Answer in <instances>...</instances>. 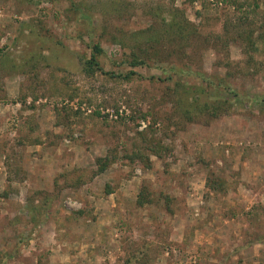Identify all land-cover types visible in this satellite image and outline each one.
<instances>
[{"label": "rangeland", "instance_id": "374dc122", "mask_svg": "<svg viewBox=\"0 0 264 264\" xmlns=\"http://www.w3.org/2000/svg\"><path fill=\"white\" fill-rule=\"evenodd\" d=\"M211 1L0 0V264H264V0ZM182 11L188 53L125 63L117 41Z\"/></svg>", "mask_w": 264, "mask_h": 264}, {"label": "trees", "instance_id": "16d2710c", "mask_svg": "<svg viewBox=\"0 0 264 264\" xmlns=\"http://www.w3.org/2000/svg\"><path fill=\"white\" fill-rule=\"evenodd\" d=\"M212 2V1H211ZM218 4V3H217ZM259 2L256 3V7H259ZM171 16L170 18L168 16ZM167 17L157 18L151 26L140 29L139 31H135L131 35L130 42H127L125 40L117 41L118 44L124 48L126 51V59L125 63L129 65L130 67H149V66H156L158 68H163V64L171 57L178 58L179 56H183L186 53H188L189 48H191L192 44L196 42L201 41L203 35L200 34V30L196 24L188 20V18L185 15V12H181V20H177L175 16L168 13ZM264 35V33L261 35V37ZM218 36V35H217ZM221 36H218L217 38H220ZM248 40L250 41V38L248 37ZM252 42V41H250ZM88 47L91 50V55L89 58L85 59L83 63V69L87 74H94L97 71H101L103 73H108L103 68L100 56L104 54V48L102 47L101 43H88ZM165 45H168L169 47H166ZM128 51V53H127ZM166 54V55H164ZM167 58V59H166ZM170 70L174 74L178 73H184L185 69L179 67L176 64L170 65ZM109 74L113 76H117L114 72H110ZM124 78L132 79L134 77L138 78H144V75L139 73L138 71L131 69L125 73V75H121ZM174 77L173 75H169L167 80H172ZM152 79H158L161 80L160 77H152ZM178 85L182 86L183 88L191 91L194 90V94L191 95L192 100L194 102H198L197 104H200V111L205 110H215L214 113L219 114V110L222 108V105L218 102L217 105L213 104L208 100L205 102H201V93L205 92V89H198L197 87H190V85L185 86L184 83H179L180 81H177ZM218 85H222V83H219ZM200 92L201 90H203ZM213 96V95H212ZM210 97V95H209ZM193 105V104H192ZM194 109L189 110V117H191V113ZM195 111V110H194ZM191 112V113H190ZM100 117L102 114L98 111L96 112ZM104 116V115H103ZM146 117V116H145ZM144 117V118H145ZM155 152L158 153V155L163 156L162 153H160L158 150ZM135 157H132V160H135V158L142 159L143 156L141 154V150L134 153ZM139 159V160H140ZM98 163V169L96 171V174H100L104 172L109 164L111 163V159L109 156L106 157H98L97 158ZM219 185H222V183H212L210 185L212 188H216ZM49 200V196L47 197ZM136 203L138 206H144L147 203H152V197L150 195V192L147 188H142L137 196ZM87 210L82 209L79 211L78 215L84 214ZM143 255V254H142ZM142 255L139 254L138 256H135L136 258L130 257V259L126 260L128 262L127 264H137L141 261Z\"/></svg>", "mask_w": 264, "mask_h": 264}, {"label": "built area", "instance_id": "2783aa9c", "mask_svg": "<svg viewBox=\"0 0 264 264\" xmlns=\"http://www.w3.org/2000/svg\"><path fill=\"white\" fill-rule=\"evenodd\" d=\"M213 1V0H212Z\"/></svg>", "mask_w": 264, "mask_h": 264}]
</instances>
